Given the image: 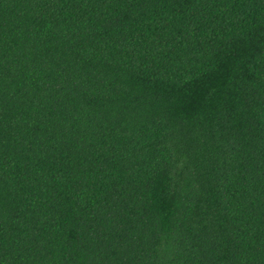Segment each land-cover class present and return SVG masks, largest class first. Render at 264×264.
Instances as JSON below:
<instances>
[{"label":"trees","instance_id":"1","mask_svg":"<svg viewBox=\"0 0 264 264\" xmlns=\"http://www.w3.org/2000/svg\"><path fill=\"white\" fill-rule=\"evenodd\" d=\"M0 264H264V0H0Z\"/></svg>","mask_w":264,"mask_h":264}]
</instances>
